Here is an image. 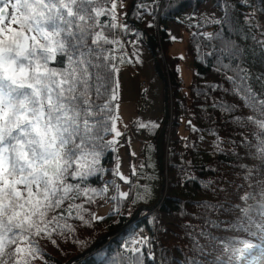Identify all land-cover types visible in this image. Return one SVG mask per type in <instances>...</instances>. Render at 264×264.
Listing matches in <instances>:
<instances>
[{
    "label": "snow or ice",
    "instance_id": "6c2138e0",
    "mask_svg": "<svg viewBox=\"0 0 264 264\" xmlns=\"http://www.w3.org/2000/svg\"><path fill=\"white\" fill-rule=\"evenodd\" d=\"M237 2L250 9L243 14L248 30L260 31L257 20L264 15V0L259 6L255 0ZM118 3L122 7V0H0V264H32L41 252L37 238L72 232L67 221L83 220L78 213L84 204H68L61 210L67 201L83 196L91 203L101 193L107 195L111 188H119L113 181L102 180L108 171L102 164L104 152L115 151L123 135L117 128L118 117L113 115L119 58L111 55L115 49L106 47L120 43L115 36L118 28L131 31L126 23L118 22ZM218 6L225 15L215 23L223 27L235 4L219 0ZM157 7L156 0H141L134 5L133 14L138 19L150 15L154 20ZM201 35L212 38V34ZM260 35L264 36V31ZM253 40L264 54V40ZM239 53L235 45L223 43L206 55L218 61L217 70L223 72L230 91L252 110L247 118L233 117L241 127H250L241 133L239 143L231 146L246 149L243 160L248 163L238 164L242 183L236 185L243 206L198 202L204 227L198 233L189 232L190 255L185 256L184 264H239L241 260L264 264V87L256 89L252 84L253 80L264 84V73L254 76L246 60L234 59ZM229 57L233 59L225 63ZM211 87L213 91L222 89L219 84ZM115 107L118 109V104ZM212 107L235 111L234 106L221 101H213ZM192 130L197 131L195 127ZM109 133L114 134L113 139L105 142ZM213 147L219 149L221 142L214 141ZM181 171L190 177L185 169ZM112 175L131 183L119 173L118 165ZM94 179L103 187H93ZM118 198L134 205L138 199H147L148 193L134 195L130 188L118 192ZM213 212L237 215L234 220L218 221L210 218ZM213 228L237 230L257 242L217 239L208 231ZM206 235L211 246L198 243ZM148 244V237L129 238L110 264H144L139 245L147 248ZM217 248L226 259L215 253ZM148 258L155 261L152 253ZM160 264H169L166 256Z\"/></svg>",
    "mask_w": 264,
    "mask_h": 264
},
{
    "label": "trees",
    "instance_id": "16d2710c",
    "mask_svg": "<svg viewBox=\"0 0 264 264\" xmlns=\"http://www.w3.org/2000/svg\"><path fill=\"white\" fill-rule=\"evenodd\" d=\"M140 2L141 0H136V4ZM147 2L150 3L151 0ZM232 2L235 8L228 12L226 25L223 27L216 24L215 20L204 25L199 24L200 26L197 27L198 22L193 19L198 9L206 3H211V6L217 9L219 12L217 19H221L225 13L218 6L219 0H156L158 7L154 20L150 15H143L138 19L133 12L127 20L124 14L128 13L131 0H123L122 7L117 6L118 22L121 25L126 23L131 31L125 32L122 27L118 28L115 36L120 43L106 46L110 50L115 49L111 55L119 58L116 60V68L124 66L129 68L133 75L137 73L136 63L129 52L134 45L147 49L144 45L143 34L139 30L144 29L156 49L160 67L168 81L167 95H169L171 113L164 135L165 188L162 200L153 212L142 211L134 223L123 228L138 207L151 206L156 202L161 178L154 154V142L161 122L155 125L147 122L144 124L146 127L140 128L135 122L131 129L135 139L140 141L141 148L138 156L127 155L126 172L131 183L126 184L112 175V170L117 167L116 152L112 150L104 152L102 164L103 168L108 171L103 174L102 180L113 181L118 185L120 182L124 183L127 191L131 188L134 195L147 192L148 198L138 199L133 205L129 201L120 200L113 187L110 197L101 193L94 197L91 203L86 202L83 196L77 200L67 201L61 210H66L68 204H84V209L78 213L83 215V220L70 219L67 221L74 228L72 232L63 235L53 234L51 238L46 236L37 238L41 252L37 254L32 264H65L91 247L99 238L118 228H123V230L121 229L111 240H100L93 253L72 264H110L112 257L117 256L121 251L120 246L126 240L141 236L149 239L147 248L139 245L144 252V256L141 257L144 264H160L161 257L165 256L169 264H173V261L176 264H184L185 256L190 255L189 232L194 230L198 233L204 227L202 209L197 206L198 202L241 204L243 206L238 199L236 185L242 183L238 178L241 175L238 164L248 163L243 160L246 149L243 146L238 148L231 146L233 142L239 143L241 133L250 131V127H241L233 117L247 118L252 114V110L244 107L242 100L230 91L231 85L224 80L223 72L217 70L218 61L214 57L207 56L206 53L211 51L213 46L223 43L229 46L235 45L240 49V53L234 59L240 60L241 63L246 60L253 75L261 76L264 73V54L254 46L253 37L264 40V36L260 35V31H264V15L259 16L257 20L260 31H249L244 23L243 14L248 13L250 9L238 3L237 0H232ZM255 3L259 6L260 0H255ZM102 19H107V17ZM150 21L152 22L151 27L149 26ZM172 25H176L188 34L185 42V60L188 59L193 68L189 81L183 86L179 84V67L183 59L169 54L172 40L169 39L167 31ZM201 33L212 34V38L209 39ZM159 47H161L163 58L158 55ZM231 59L233 58L229 57L225 63ZM216 84L221 85L222 89L213 91L211 86ZM252 84L256 89L264 87V84H256L254 80ZM213 101L232 105L235 111L227 113L213 108ZM115 104L116 102L113 106V115H115ZM193 127L197 131H193ZM181 128H183L182 135L180 134ZM111 134L104 136L105 142L112 140L110 139ZM122 138L124 143H118V145L127 146L125 135ZM204 140L210 141L208 148H203ZM217 140L221 142V147L214 149L213 144ZM229 149L232 152L231 155ZM131 164L135 167V175H132ZM181 168L185 169L190 177L181 171ZM92 186L97 189L103 187L102 183L95 179L92 180ZM240 194H243V190ZM113 196L117 199L112 200ZM101 209H104V212L98 215ZM236 215L237 213L228 215L213 212L210 218L229 221L234 220ZM64 222L61 221L62 224ZM208 231L217 239L248 238L252 239L253 243L257 242L237 230L225 231L222 228H213ZM53 240L56 241L55 244L52 243ZM198 243L201 246L206 243L211 246L207 235L199 238ZM253 252L255 254L256 250ZM149 253L155 255V261L148 258ZM215 253L227 258L220 248H217ZM239 264H247V262L241 260Z\"/></svg>",
    "mask_w": 264,
    "mask_h": 264
},
{
    "label": "rangeland",
    "instance_id": "374dc122",
    "mask_svg": "<svg viewBox=\"0 0 264 264\" xmlns=\"http://www.w3.org/2000/svg\"><path fill=\"white\" fill-rule=\"evenodd\" d=\"M122 4H123V0H122ZM194 17L196 22H198L200 25H204L216 20L219 17V12L217 11V9L211 6V3H206L205 5L200 7V9H198ZM167 33L169 39L172 40V43L169 47V54L177 55L183 59V62H181L179 67L180 70L179 84L183 86L185 83L189 81L193 68L192 63L188 59L185 60V51H186L185 42L187 41L188 34L187 32L182 31L176 25L170 26ZM129 53L133 58L134 62L136 63L135 70L137 71V73L133 75L132 71L124 66H120L117 68L119 70L118 71L119 90H118V99L116 101V104H118V109L115 108V116L118 117L117 128L121 133H123V135H125L127 140V146H121L118 144L115 146L117 165L119 166V173L125 177H127L126 171L128 168L127 155L130 153H135L134 156H138L139 150L141 148V143L140 141H137L135 139L136 137H134L131 126L135 122H137L139 128H140L139 126L140 124H146L147 122H150L154 125L159 124V122H162V118H163L162 115L164 111L163 84L156 75L153 66V58L151 57V54L147 49L143 48L140 45H134L130 49ZM158 55L161 58H163L161 47H159ZM156 58H157V54H156ZM168 110H169V120H170L171 112H170L169 95H168ZM182 129L183 128L180 129L181 135L183 134L181 131ZM113 136L114 134H111L110 139H113ZM209 145H210L209 140H204L202 143L203 148H208ZM131 167L133 168V164H131ZM115 191H117V193L122 191H127V187L124 183L120 182L119 188L118 189L115 188ZM111 195H112V190L109 191L107 196L110 197ZM103 212L104 209H101L98 215H101Z\"/></svg>",
    "mask_w": 264,
    "mask_h": 264
},
{
    "label": "water",
    "instance_id": "95a60500",
    "mask_svg": "<svg viewBox=\"0 0 264 264\" xmlns=\"http://www.w3.org/2000/svg\"><path fill=\"white\" fill-rule=\"evenodd\" d=\"M131 5L129 6V10H128V15L127 20L130 19V16L132 15L133 12V8L134 5L136 4V0H131ZM137 29H139L137 26H135ZM141 31V33L143 34V41H144V45L147 46V49L149 51V53L151 54V57L153 58V66H154V70L156 72V75L158 76V78L161 80L162 84H163V105H164V111H163V118H162V122L161 125H159V130L156 134V138H155V142H154V154H155V159H156V164H157V169H158V173H159V177L160 178V186H159V192H158V197L156 202L151 205V206H140L138 207L133 214L129 217V219L127 220V222L125 223V225L123 226V228H125L126 226L134 223L140 216V213L142 211L146 212V213H151L153 212L159 205V203L162 200V195L164 192V188H165V172H164V134H165V130L166 127L168 125V121H169V110H168V81L165 77V74L163 73L159 62L156 58V49L151 41V39L149 38L147 32L144 29H139ZM123 228H118L116 230H113L109 233H107L106 235H104L103 237L99 238L91 247H89L87 250H85L83 253L79 254L76 257H73L72 259H70L68 262H66L65 264H72L76 261H79L81 259H83L85 256H88L89 254L93 253L97 247H98V243L100 240H104V239H108L111 240L114 235H116L121 229L123 230Z\"/></svg>",
    "mask_w": 264,
    "mask_h": 264
},
{
    "label": "built area",
    "instance_id": "2783aa9c",
    "mask_svg": "<svg viewBox=\"0 0 264 264\" xmlns=\"http://www.w3.org/2000/svg\"><path fill=\"white\" fill-rule=\"evenodd\" d=\"M179 83H180V82H179ZM120 143H122V144H123V143H124V140H123V139H120Z\"/></svg>",
    "mask_w": 264,
    "mask_h": 264
}]
</instances>
